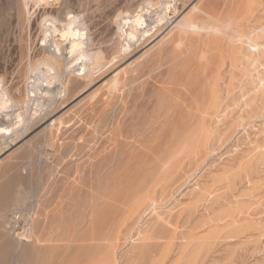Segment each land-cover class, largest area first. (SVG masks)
Here are the masks:
<instances>
[{"label": "rangeland", "instance_id": "374dc122", "mask_svg": "<svg viewBox=\"0 0 264 264\" xmlns=\"http://www.w3.org/2000/svg\"><path fill=\"white\" fill-rule=\"evenodd\" d=\"M151 1L159 10L164 0ZM223 1L179 0L157 35L129 49L119 35L121 16L136 14L147 0H61L50 8L35 0H0V79L20 102L0 110V126L17 129L0 143V264H127L134 253L140 264H264V95L257 96L261 109L255 112L245 98L224 101L227 113L211 120L213 133L201 152L169 162L178 129L195 112L194 99L178 89L186 85L201 98L194 83L199 66L191 59L181 63L183 75L174 83L169 63L179 46L169 30L194 5L219 7ZM256 1L251 28L264 17V0ZM49 10L87 22L90 48L102 49L107 61L91 82L84 80L58 33L68 46L62 65L71 68L53 84L61 93L48 106V97L33 93V65L53 49V36L46 44L43 35ZM119 71L118 89L128 74L133 80L127 109L121 90L106 102ZM251 82L246 90L256 96L257 81ZM41 84L40 91L47 87ZM18 112L25 113L20 125ZM152 200L162 220L152 212ZM44 223L59 225L65 235L39 252L38 234L31 232L39 233ZM138 232L148 241L132 254L142 240L133 241Z\"/></svg>", "mask_w": 264, "mask_h": 264}, {"label": "bare ground", "instance_id": "6f19581e", "mask_svg": "<svg viewBox=\"0 0 264 264\" xmlns=\"http://www.w3.org/2000/svg\"><path fill=\"white\" fill-rule=\"evenodd\" d=\"M35 1L37 2V4L38 2H40V4L41 5L43 4L44 7L48 6L50 8L54 3L59 4L61 0H35ZM178 2L179 0H174V3L172 4L169 0H164L161 8L157 10L156 5L151 0H147L145 7L143 8L141 7L142 9L139 10L136 14L134 15L129 14L127 18H125L126 16L125 17L121 16L122 21L119 23V35L120 37L123 38L125 37L127 39L128 48L129 49L130 47L132 48L135 42L142 40V38H144L147 41L153 38L155 35H157L168 24V20L170 18L169 16L171 15V13L177 12L179 10L180 7ZM29 3H31V1ZM235 3L237 5L236 8H234ZM257 4L258 3L256 0H231V1L224 0L223 5L221 4L219 5V7H217L216 2L209 3L203 6L194 5L189 12L184 14L182 17L179 16L175 20L174 25L170 28L169 34L170 35L175 34L174 42L175 45L179 46V47L176 46L178 48V53H176V55L174 54L175 55L173 56L174 58L169 63L171 65L170 71L174 76V83L177 85V83L181 80V76L183 75L184 70L182 68L181 69L179 68L181 63H183L186 59L188 60L191 59L192 62H196L199 66V75L194 83L201 88L200 89L201 98L200 99L196 98L194 93L186 85H184L183 88L178 89L180 93L182 94L185 93L187 97H192L194 99V103L191 107L195 108V112L191 113L189 119H187V121L183 123L184 125L178 129L176 141L174 143L172 142L173 146L175 147V152L173 151L174 153L170 157V160L168 159L169 162L171 163L173 162V164L176 163L175 161L181 159L180 156L182 154H185L186 152H190V155H192L193 152L194 154L195 153L197 154V152H201L203 146H205L208 143L207 134L213 131L214 126L211 124V120L216 118L219 119L220 115L227 113V108H226L227 104L226 106L223 105L227 99L231 100L230 98L233 99L235 97L238 98L240 97L241 99L245 98L246 99L245 101H247L246 105L249 107L250 111L252 110L255 112L256 110L258 111L261 109L259 103H257L259 99L257 96L260 97L261 95L262 96L264 95V17L261 18L263 19L261 24L256 25L252 28L248 25L249 19L252 18L253 11ZM36 7L38 8L37 5ZM154 7L156 10L154 9ZM53 11L55 10L52 11L49 10L45 12V18L46 16L49 17V19L46 18L45 21L46 22L50 21V22L47 25H45L44 31H46V33H43V35L45 34L44 39L46 41V44L48 42L47 38L49 36H53L51 37L53 38L52 41L50 40L49 42V45L51 47L53 46L52 47L53 49L51 48L52 50H50L49 54H46V56L45 55L44 57L42 56L43 57L42 59H39L37 61L35 60L36 61L35 65L31 64L34 66V69L38 73L34 79L35 82L33 81L34 83L33 93L36 94V92L37 93L41 92V95L44 94L42 95L43 98L44 96L48 97L49 98L48 106L51 103H53L55 97L60 95L61 93L60 89L59 90L56 89V91L55 89L54 90L52 89L53 84L56 82H61L65 72L68 73L69 68L72 67L74 70H77V68L79 67L78 70H82V72L79 73L78 75L83 76L84 80L92 81L95 71L104 68V66L106 65L105 61H107L105 58L106 56L105 52H103L102 49L93 51L91 48L95 46L90 48V46L93 45L94 43L91 42L92 38L90 39L91 36H89L88 34L87 30L90 27L88 28L86 26L87 22L86 23L83 22L80 19V16L76 14L66 17V19H63L60 17V15L54 13ZM153 11H155V13L152 14ZM59 24L61 25V27L58 26ZM58 33L61 34L60 36H62L64 40H67L69 42L68 44L69 47L66 46L69 48V49L67 48L69 50L68 51L69 54L71 56L72 55L75 56L74 58L76 62L75 65L71 67L70 66L65 67L64 65V67L66 68L65 71L62 65L63 62L62 57H63V50H65L66 47L64 46L61 39H58L59 37L56 38ZM119 56L120 54L118 56L115 55V57H113L114 58L113 62L114 61L116 62L117 59L121 58ZM43 67H46L45 71L41 70ZM73 69L72 71L69 72L70 75L74 74L75 71ZM127 74L128 73H126V75ZM132 74L134 75L136 74L135 70L134 73ZM120 75L121 73L119 71L112 78L114 79V82L112 81L113 83L109 88V95H108L109 97L106 99V102L112 100V97H114L113 95L115 94V92H117V90H121L122 93L121 92L120 93L122 94V96L120 97H122L123 99V107L127 109L128 102L126 99L129 95H127L128 93L126 92L129 91L127 89H129L128 87L133 80L130 82L129 76H131V74L130 75L128 74L126 78H123L124 79L123 82H121L123 83V86L121 84L122 87L118 89L119 88L118 85H120L118 82ZM126 75L123 74V76ZM251 81H254V83H256L255 81H257L256 88H259L258 90L259 92L257 94H254L256 96H249L248 93L250 90H246L247 84L250 83ZM41 82H46L47 87L46 89L40 91L41 87H39V85L41 84ZM109 83L111 82H108L106 85H109ZM66 85H64L65 88L67 87ZM131 86L134 89L135 86H133L132 84ZM8 92L9 91H7L6 87L4 86L3 80L0 79V110H6L14 106L17 107V105H19L20 103L16 100L13 101L10 98ZM42 102H43L42 100H39L38 102L39 107L44 106L41 105ZM109 103L111 102L109 101ZM185 103L186 102L184 101L182 105H184ZM20 107L23 108L22 106ZM248 107L247 110H249ZM229 113L230 112H228V114ZM24 114H25L24 112H18L17 114L18 117L17 123L19 125L23 123L25 120ZM214 123H217V121H215ZM118 124L120 125L121 122L120 123L118 122ZM15 128L16 127H11L9 125L0 126V143H2L7 138L8 134L17 131V129ZM256 149H261V147L260 148L256 147ZM261 150L263 151V149ZM162 151L164 152V150ZM160 153L161 152H159V154ZM170 153H172V151ZM169 162L167 161V163ZM164 165H166V163ZM167 166L169 167V165ZM150 207L152 209V212L153 213L155 212L157 214L158 220H162L164 218L162 214L158 213L157 210L158 205L156 200H152ZM41 227L42 229L40 230L39 233L38 231L37 233L31 232L32 236L34 234L35 235L38 234L34 236V238L36 241L35 245L39 248V252H41V250L42 251L45 250L46 242L58 241L62 238L61 237L62 235L63 236L65 235V232L64 234H62V232L59 231L60 229L59 225L55 227V224H52L51 226L46 227L44 223V225ZM31 229L32 231H35L33 230L32 227H30V230ZM130 235L132 236V233ZM142 235H144V233L138 232L137 236L134 237L135 238L133 240L134 242H136L137 239H142L141 240L142 243L140 241L139 244L136 243V245L134 244L132 246L133 248L132 250L133 252H131L132 254L135 251L138 254L140 248L142 249L143 246L148 241V238L146 239V236H143L142 238L141 237ZM140 263H141L140 256L136 255L135 253L133 255L130 254L127 264H140Z\"/></svg>", "mask_w": 264, "mask_h": 264}]
</instances>
